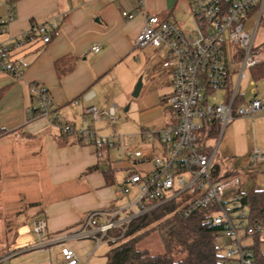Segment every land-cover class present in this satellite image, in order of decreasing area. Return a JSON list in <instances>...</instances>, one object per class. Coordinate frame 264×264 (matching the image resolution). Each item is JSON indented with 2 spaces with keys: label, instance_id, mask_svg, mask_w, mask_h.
<instances>
[{
  "label": "crops",
  "instance_id": "crops-1",
  "mask_svg": "<svg viewBox=\"0 0 264 264\" xmlns=\"http://www.w3.org/2000/svg\"><path fill=\"white\" fill-rule=\"evenodd\" d=\"M176 3L177 0H146L144 10L172 19ZM137 7L135 0H0V47L9 49V57L0 67V90L5 89L0 96V128L4 130L0 136V200L16 201L20 195L25 196L34 205L29 213L34 218L33 227L37 220L45 221L43 238L49 243L41 247L37 246L38 239H33L15 247V252L0 259V264L59 263L60 249L50 243L55 234L75 228L92 210L107 209L128 198L118 194L128 172L119 177L117 171L124 167L129 171L133 162L112 158L111 153L108 159L100 160L92 142L75 132L66 134L50 116L35 111L29 114L28 108L38 105L31 91L33 83L47 89L62 122L77 130L90 127L104 136L101 129L110 119L92 120L86 108L107 110L126 101L139 78L143 83L147 75L157 82L158 89L145 93L144 108L152 112L140 128L138 146L160 150L157 142H146L142 133L168 124L159 109L174 85L169 89L173 81L162 79L160 74L164 58L158 59L155 50L161 48H135L145 14L142 11L127 19L122 10ZM10 11L13 18L2 23ZM53 21L57 26L50 31V41L44 42L33 27ZM252 25L250 22L255 42L264 49V28L259 26L255 31ZM93 45L100 49L93 50ZM12 65L19 74L8 69ZM248 77L249 81L253 79L250 74ZM255 84V92L250 84L249 99L264 101V77ZM246 118L238 117L226 128L219 149V158L227 165L224 173L227 168L234 174L241 172L231 162L239 152L233 142L235 128L243 126ZM247 119L264 140V112ZM236 121L242 123L234 126ZM259 146L264 149V141ZM254 147L245 151L248 154L244 163ZM255 167L264 170V161Z\"/></svg>",
  "mask_w": 264,
  "mask_h": 264
},
{
  "label": "built area",
  "instance_id": "built-area-1",
  "mask_svg": "<svg viewBox=\"0 0 264 264\" xmlns=\"http://www.w3.org/2000/svg\"><path fill=\"white\" fill-rule=\"evenodd\" d=\"M137 2L136 9L122 10L127 19L142 11L145 14L135 48L166 47L167 55L161 67L172 76L174 85L165 100L172 111L170 121L160 130L142 133L146 142L160 145L159 151L127 145L121 136L115 140L90 127L77 130L60 120L59 108L45 87L31 85L38 105L29 107V114L35 111L50 116L66 134L75 132L79 138L92 142L100 160L108 159L115 149L119 156L125 154L133 162L118 189V194L127 196V200L107 209L92 210L75 228L55 234L50 243L60 245L62 259L53 264H80L69 242L87 237L97 239L98 243L106 238L116 239L114 230L122 236L133 219L175 199L184 205L183 214L207 209V222L225 226L223 232L231 236L233 243L226 253L228 264H255L253 238L260 231L259 239H264V227L244 224L247 209L240 202L241 178L237 174L223 177L219 149L226 128L236 118H254L264 112V101L260 98L240 102L244 94L242 81L252 67L264 62V49L255 42L249 26L253 22L255 31L260 26L264 0H188L194 17V26L189 30L176 20L144 10L146 0ZM12 18L10 11L7 19L1 21L6 23ZM56 26L57 22H44L34 25L33 29L44 42H49L50 31ZM92 49L97 51L100 47L93 45ZM8 57L9 49L1 46L0 67ZM8 69L20 73L14 65ZM249 82L255 92V80ZM219 90L225 91L224 101L211 102L210 97L215 100ZM115 109V106L107 110L89 106L86 114L92 120L108 118L115 122L119 118ZM246 161L250 165L264 161V151L255 146ZM216 164L220 167L217 173ZM33 228L39 234L37 246H48L43 238L46 222L37 220ZM245 239L252 242H244Z\"/></svg>",
  "mask_w": 264,
  "mask_h": 264
},
{
  "label": "rangeland",
  "instance_id": "rangeland-1",
  "mask_svg": "<svg viewBox=\"0 0 264 264\" xmlns=\"http://www.w3.org/2000/svg\"><path fill=\"white\" fill-rule=\"evenodd\" d=\"M132 2L134 0H131ZM135 3H138L135 0ZM264 17V15H263ZM172 20H176L181 27L184 29H192L194 26V17L190 11L188 0H177L176 6L173 9ZM261 28H264V19L260 24ZM259 45V44H258ZM144 48V47H143ZM156 57L158 59L165 58L167 55V48L163 47L161 49L155 50ZM162 74V79L172 81V76L160 69ZM159 74V73H157ZM156 74V76H157ZM249 77L247 76L242 81V92L247 99L250 98V87ZM144 84H149L150 86L141 87V90L137 96H130L126 101L122 103H116V117L118 118L115 122L108 119H100L99 121H105L106 125L101 131L105 134L104 136L113 137L118 140L119 137H123V142L130 146H138L141 141L140 128L144 125L145 119L152 111H147L145 107V93H150L158 89L157 82H152V80L147 78L145 75ZM259 84V82H257ZM173 84H169L170 89ZM257 87V85L255 86ZM216 99L211 96V102H223L225 97V91L219 90L215 93ZM144 108V109H143ZM167 123L172 117V111L168 109L167 104L164 103L160 105ZM97 121V122H99ZM249 119L243 121V126H237L235 128V139L234 144L238 146L239 152L234 157L232 163L233 168L239 169L240 173L237 172L242 178L241 191L247 192L252 188H264V170L258 169V167H253L256 165H248L243 162V158L248 154L245 152L249 151L254 145L260 150L264 151L263 148L259 146L264 140L260 134L255 130L254 125ZM234 122V121H233ZM242 121H236L233 125L236 126ZM245 126V127H244ZM107 133V134H106ZM111 157L116 159L125 160V154L119 156L116 150H111ZM219 163L222 166V170H225L226 162L219 158ZM128 168L124 167L118 170V176H125ZM254 169V170H252ZM244 170H247L244 171ZM222 171V172H223ZM131 197V196H130ZM121 204V203H120ZM34 205L30 204L25 196L20 195V198L16 201L0 200V259L3 257L13 254L15 252V247L23 246L28 244L33 239L39 240V234L33 228L34 218L29 216L30 208ZM237 214V211H236ZM238 219V217H235ZM244 224H248V219H244ZM243 231L241 230L240 233ZM261 240V239H260ZM108 238L100 241L92 237H87L82 240H77L69 242L73 246L75 252L81 260L80 264H107V252L111 248L112 244L109 242ZM252 242V239L244 240V242ZM232 238L224 234V232L218 237L217 245L219 247V252L222 255H226L228 248L232 246ZM60 249V245H58ZM142 247H148L153 253L164 252V246L161 241L160 235L157 232H153L149 235L143 242ZM260 247L264 251V239L260 242Z\"/></svg>",
  "mask_w": 264,
  "mask_h": 264
},
{
  "label": "trees",
  "instance_id": "trees-1",
  "mask_svg": "<svg viewBox=\"0 0 264 264\" xmlns=\"http://www.w3.org/2000/svg\"><path fill=\"white\" fill-rule=\"evenodd\" d=\"M249 74L255 81L264 77V62L252 67ZM4 91V88L0 90V96ZM244 100L241 94L240 102ZM3 133L0 128V136ZM219 169L216 164L215 173ZM232 175L234 172L227 168L223 177ZM239 194L241 206L247 209L248 225L264 227V188H252L247 192L240 188ZM183 209L181 201L171 200L133 219L122 236L120 231L114 230L112 233L117 238L109 241L112 246L107 252V264H228L227 256L219 252L217 245L225 226L207 222V209H198L189 215L183 214ZM153 232L160 235L164 246L162 253L142 247V242ZM259 232L253 238L254 262L264 264Z\"/></svg>",
  "mask_w": 264,
  "mask_h": 264
},
{
  "label": "water",
  "instance_id": "water-1",
  "mask_svg": "<svg viewBox=\"0 0 264 264\" xmlns=\"http://www.w3.org/2000/svg\"><path fill=\"white\" fill-rule=\"evenodd\" d=\"M141 87H142V78L140 77L133 91V96H137L139 94Z\"/></svg>",
  "mask_w": 264,
  "mask_h": 264
}]
</instances>
